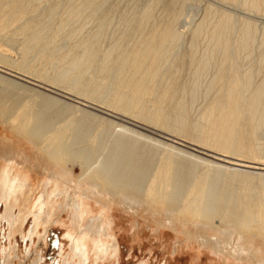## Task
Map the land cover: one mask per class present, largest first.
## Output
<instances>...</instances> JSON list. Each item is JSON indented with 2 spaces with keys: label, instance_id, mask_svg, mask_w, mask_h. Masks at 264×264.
<instances>
[{
  "label": "bare ground",
  "instance_id": "bare-ground-1",
  "mask_svg": "<svg viewBox=\"0 0 264 264\" xmlns=\"http://www.w3.org/2000/svg\"><path fill=\"white\" fill-rule=\"evenodd\" d=\"M30 1L33 3V0H0V35H2L0 39L4 40L2 42L13 48L19 45L14 43L17 41L12 38L11 32L13 31H8L11 28L14 29L13 34L17 30L16 32L19 31L25 35L22 37L21 45L17 47L20 53L19 61L11 59L12 63L9 64V57L0 53V57L4 56V60L8 58L9 62L6 63L8 66L3 65V57L0 59L5 68L3 69L2 65V68L0 67V118L17 134L28 139L41 154L50 156L52 165L59 169L56 174L58 178L54 179L53 191L59 190V192L68 194V204L77 211L75 214L77 226L80 227L84 219L83 203L79 197L82 195L88 197L90 194L89 197L100 199H96L98 203L114 201L116 204L126 206L125 209H146L148 214L151 213L149 216H154L151 218L156 222L166 219L165 223L169 221L172 228L175 222L182 224L186 235L199 238L197 241L202 245L212 246L216 249L215 251L241 261H255L256 264H264V160L262 161L264 142H259L261 140L259 133L264 132V71L261 80L256 84L254 83L255 73L250 69L243 72L246 83L243 84L248 91L247 95H245L246 91L243 92L245 96H241L242 94L237 96L240 89L238 88L240 78L238 79L235 75L234 79L238 80L236 82L228 78L230 77L228 75L226 78L232 81L230 83L225 79L228 68L227 57L231 48L228 43L230 33L240 20L241 42L237 48L240 51L248 50L258 31V24L253 19L255 13L252 17L246 10L244 13L246 12L249 17L238 19L239 17L232 10H222L220 14L217 13L219 17L212 20L213 14H216L213 12L217 10L215 11L211 4L209 7L205 6L207 9L204 8L205 12L199 19H196L191 29L190 49L178 58L182 67L187 63L194 67L193 86L191 84L189 89L190 98H186L187 93L184 95L186 87L184 88L176 77L171 79L167 74L171 79L169 87L163 89V93L156 97V106L154 111L150 112L144 108L143 103L152 94L150 89L145 90L144 82L141 84L142 77H139L140 80L134 77L124 84L129 86L131 91L121 87L123 82L120 81L119 75L128 62L125 53L128 52L130 56L132 50L129 52L126 49L128 51L124 50L123 53V50L119 49L122 43L120 47L117 46L119 43H116V47L103 53L98 50V36L103 25H99L96 34L84 43H76L80 48L78 52L76 51L77 53L67 52L65 60L69 58V63L54 64L52 61L48 64V60L56 53L54 52L56 43L58 45L56 40L60 34L61 23L59 24L57 20L62 4L61 2L48 4L47 2L48 5L46 3L43 6L35 5L31 9L27 6L29 3L26 5ZM78 1L80 0H67L68 4H73L72 7L76 6L75 3L79 4ZM222 1L235 5L238 0ZM154 2L152 1L150 6L147 5L148 8L146 7L142 14L144 16L139 20L140 22L138 21L139 23H136L140 24V27L150 20ZM244 2L243 4H248L253 12L264 11V0H245ZM62 3L65 4L64 1ZM68 4L64 7L66 8ZM93 9L92 14L96 15L98 6H94ZM15 21L22 22V24L17 25ZM157 33H154L156 38L152 36L151 39H157ZM182 39L179 30L171 29L161 41L158 39L159 41L154 43L155 40L154 42L150 40L146 48L142 50L141 57L143 58L145 54L148 55L146 59L150 57L152 59L151 55L155 58L165 57L170 50L178 48ZM201 39L207 41L208 44L205 50L203 49L204 52L200 54ZM65 41L60 42L63 45ZM59 46L57 47L60 48ZM73 46L76 47V45ZM73 51L75 52L74 49ZM95 60L100 64L98 74H94L97 76L91 73L87 75L85 71L91 68ZM149 60H146L147 63ZM151 62L153 63L152 60ZM180 65L177 64V66ZM143 66L144 63H135V75L143 69ZM214 66L215 73L209 80L208 87H205L204 94L206 98L209 97L211 92L225 82L224 85L229 86L228 95L222 97L220 95L213 101L209 97L211 103L199 115L200 120L193 121L189 118L187 110L190 106L188 107L186 99L189 103L196 101L202 83L205 81L202 82L201 78L209 74V70ZM182 67L180 68L183 72L184 67ZM50 68L54 70L51 78L47 75L50 74L48 73ZM157 73H154L155 77L158 76ZM232 75L231 78H233ZM144 94L149 95L143 96ZM154 95H152L153 98ZM156 126L180 132L182 134L180 136L185 135L188 139L191 137L212 148L195 145V149L189 146L196 144H191L192 140L184 141L185 144L190 143L189 145H185L184 142L179 144L191 150L194 148L196 153L179 148L177 145L179 139L182 138L176 136L177 133L174 135L169 130L156 129ZM143 131H147L148 135ZM164 132L167 134L170 132L174 135L170 137L178 139L176 146L173 141L174 145L171 141L172 144L162 141L161 137V140L157 139L158 135L156 137L149 135V133L164 134ZM19 149L16 150L19 151ZM242 153L258 161H247L236 155L243 156ZM3 155L7 156V154ZM15 157L7 156L5 163L0 160V203L4 201L7 204L9 211L7 216H13V207L16 203L22 202L27 206L31 202L28 203L29 196L25 190L33 187V179H30L33 175L27 171L24 173L27 166L23 168L24 172L19 171L18 160ZM70 161L73 162L71 165H77L81 172L77 182L80 192L76 191L78 193L76 198L74 197L76 192L73 196L70 195L71 182L75 181L74 167L68 164ZM50 192L52 190L48 189L47 196L40 199L36 205L37 213L33 230H37L40 225L42 213L45 212V215L49 214V216L53 213H51L53 209L50 210L51 204V207L43 212ZM104 206L107 207L105 203ZM87 211L85 213L88 214L89 210ZM216 218L219 219V224L213 223ZM95 219L96 221H93L91 226L88 223L89 232L100 235L103 232L114 239L116 235L110 231L113 222L111 220L106 222V219L100 216ZM12 222L10 237L16 232L13 219ZM248 230H253L251 237L245 233ZM210 231L215 232L216 240H213ZM30 235L32 236L31 233ZM98 240V251L105 252L104 255L110 252L113 257H117L119 249L117 242L113 241L110 244L102 237ZM18 247L13 245L11 249L19 258ZM72 252V256L80 258V263L88 262L89 246L84 238H73ZM7 262L15 264L12 253L6 250L4 258L0 256V264H7Z\"/></svg>",
  "mask_w": 264,
  "mask_h": 264
},
{
  "label": "rangeland",
  "instance_id": "rangeland-1",
  "mask_svg": "<svg viewBox=\"0 0 264 264\" xmlns=\"http://www.w3.org/2000/svg\"><path fill=\"white\" fill-rule=\"evenodd\" d=\"M63 1L65 2V4L62 3ZM152 1L154 2V0H94V1L80 0L78 1L80 6L82 5L80 8L79 4L77 3L74 4L76 6L72 7L73 4L71 5L68 4L67 0H41V1L33 0V3L32 1H30V2H27L26 5L29 3L27 6H29V8L32 9L33 6L35 5L41 4V6H43L45 5V3L47 4V2L48 4H51L54 2H61L62 4V9H61L60 14L58 15V20H57L59 24L61 23L60 24L61 28L59 32L60 34H58L59 37L57 38L58 41L56 40V42H58V45L57 43L56 45L57 46L60 45L61 47L60 46L59 47L61 49L55 45L56 51L54 52L56 53L53 52L54 54L52 55L50 60H48V64H50V62L52 61L54 62V64L56 63L60 64L61 62L69 63L70 62L69 58H66L65 60V55L67 54V52L72 51V54L77 53L80 48L76 43L77 42L84 43L87 39L94 36L97 32L96 30L98 29L99 25H103L102 31L99 33V36H98L99 40L97 42V48L98 50H100V53H103L107 50L112 49L113 47H116L115 45L116 43H119V45H117L119 47H120V44L122 43L121 44L122 48L120 47L119 49L123 50V53L125 52L124 50L126 49H128L129 52H131L132 50L131 52L132 55L130 56L129 54H127L128 50H126L127 53H125V55L128 57V62L126 64L125 69L119 75L120 81L123 82L121 87L126 88L127 91H131V88L124 84L126 82L131 81L134 77L138 79L139 77H142V80H140L141 78L139 80L141 84H143L144 82V86L143 85L142 86L145 88V90L150 89L151 94L152 95L155 94L154 98L152 95H150L151 97H148L149 102L147 99L145 100V103H143L144 108L146 110L148 109V111L150 110V112L154 111V108L157 103L156 97L163 93L162 92L163 89H166L167 87H169L168 86L169 82L171 81L173 77H176L178 81L181 83V85L184 88L185 87L187 88V89L185 88L184 95H186L187 93L186 98L188 99L190 98L189 89L191 88L190 86L192 82L194 81L193 75H192V71L194 67L191 66L189 63H187V65L183 66L184 67L183 68L182 65H180V59L178 62V58H181L182 53H185L190 49V44H191L190 43V32L194 26L193 24L196 21V19H199L201 15L205 12V10L207 9L206 8L207 5L209 7L210 4L212 7L215 8L214 9L215 11L217 10L216 12H213V13L220 14L222 10H226V11L232 10L239 17L238 19H240V17L246 19L247 17H249L250 14L253 17L255 13V16L253 17V19L258 24V31L255 34V38L251 41L252 46L248 50L240 51L237 48L238 47L237 45L240 44L241 42L240 40V37H241L240 20L237 21L233 30L230 33V40L228 43L231 46V48L229 50V56L227 57L228 68L226 69L227 75L225 76V79L227 80L228 78H230L232 80L235 78V75L238 79L240 78L239 81L236 80L237 78L232 80V81L236 80V82L238 81L239 82L238 84L240 85L238 86V88L240 87L241 90L239 89L238 91L239 94L238 92L236 93L238 94L237 96H240V94H242L241 96H243L245 94L243 92L245 91H246L245 95L248 94V91L246 90V86L244 85L246 84L244 82L245 78H243L244 71L250 69L251 72L255 73L254 75L255 84L261 80V76L263 75V71H264L263 69L264 68V64H263L264 63V57H263L264 56L263 55L264 54L263 52L264 51V38H263L264 27H262L264 26V11H262L261 13H256L255 11L254 12L251 11V8L250 6H248V4H243L245 3L244 2L245 0H238V1L236 0L238 3L235 1L236 2L235 5L226 4L222 0L221 1L219 0H216V1L215 0H209V1L208 0H160L159 2L155 0L154 6L151 9L150 20L149 21L147 20L148 23L146 24L144 23L145 25L144 26L142 25L141 26L142 28H141L139 26L140 24H136V23L144 16L142 15L143 11L147 7V5L150 6ZM66 4H68V6H66L65 8L64 5ZM91 6L93 8L94 6H98L96 15L92 14V12H94L93 11L94 9ZM229 6L231 7V9ZM233 6H235L236 8H234ZM246 10L249 15L246 12L244 13V11ZM216 14L215 15L213 14L212 20H214V18L216 20V18L219 17V14L217 15ZM253 19H250V20H253ZM257 20L260 22H258ZM15 22L17 25L22 24V22H18V21H15ZM174 28L181 32L182 38H183L180 41L178 48H174L173 50H170L169 53L165 55V57L159 56L155 58L153 57V55H151L152 59L151 57L146 59L145 57L147 54H145V56L143 57L144 59L141 57L142 56L141 52H143L142 50L146 48L150 40H153V38H156L155 36L156 34L154 35V33L158 32L157 39H154L155 42L153 40L154 43H157L159 40L161 41L163 39L166 33L168 34V32ZM10 30L14 32V29L11 28L8 31L10 32ZM166 30H168V32ZM16 31L14 33L15 35L13 34V32H11V34L13 35L12 38H14V41H17L14 43L16 44L18 43L19 45L18 44L17 45L20 46L23 40L22 37H25V35L19 31L18 32ZM163 31H166V32H163ZM19 34L20 35L23 34V35L20 36ZM1 36L2 35H0V37ZM152 36L153 38L151 39ZM158 36H161V37L158 38ZM0 41H1L0 42V53L4 55L5 57L8 56L10 59L8 60L10 62L9 63L7 61L8 58L4 60V56H1L3 57L4 64L0 60V67L2 64L3 65H7L8 63L11 64L13 59L16 62L19 61L20 53H19V48H17L18 46L13 48L11 45L5 42H2L4 40L0 39ZM60 41H65V43H63L62 45V42ZM59 42L61 44H59ZM207 44H208L207 41H204L203 39H201V41L199 42V51H200L199 53L200 54L204 52ZM73 45H76V47H74ZM72 47L75 50V52L73 51ZM133 51L134 52L137 51V53L138 54L140 53V54L138 55L137 53H134ZM171 56H173L176 59H174ZM153 59L155 60L157 59V60L155 61ZM97 60L100 61L99 58H97ZM146 60H149L150 62L148 61L147 63ZM151 60L153 61V63L151 62ZM95 62L91 66V68H89V70L85 71L87 75H90V73L93 75L98 74V71L100 69V64H98L99 62H97L96 60ZM135 63H138V64L144 63L143 69L137 75H135ZM177 64L180 66H177ZM169 67H171L172 69L170 68L169 70ZM180 67L183 68V72ZM213 68L215 69V66L212 67L211 69ZM259 68H261L262 70ZM3 69L5 68L3 67ZM211 69L209 70V74H206L204 78H201L202 82L204 80L205 81L202 83L200 94L198 96L199 98L197 97L196 101H194L193 103H189L188 99H186L188 102V107L190 106V108L187 110L189 114V118L192 119L193 121L200 120L199 118L201 116L199 117V115H201V113L203 112V109H205V107L211 103L209 102L211 101V99L213 101V99L216 100L217 97L219 98L220 95L221 97L223 95L224 96L228 95L229 86L227 87L226 86L227 84L224 85L225 84L224 82V84L216 88L217 91L215 89L213 92L210 93L209 97L211 99L209 97L206 98L204 91L208 87L209 80L212 79L215 73V70H216V69L215 70L214 69L211 70ZM52 70L53 69L51 68L49 69L48 73L50 74H47L48 77L50 76L52 77L54 75V70L53 71ZM170 71L172 72V74L174 72L173 76ZM176 71L178 72L176 73ZM155 72L156 73L158 72L157 77L154 76ZM232 73L234 76L232 75ZM167 74L171 77V79ZM228 75H230V77ZM231 75L233 78H231ZM94 76H97V75H94ZM227 76L228 78H226ZM157 79L158 80L160 79L161 82L160 80L157 81ZM232 81L227 80V82L229 83ZM166 82L168 84H166ZM255 84L250 88V92L252 91ZM146 95H149V94H144L143 96H146ZM204 95H205V98H204ZM167 103H170V102H167ZM141 116L145 117L144 115H141ZM142 120L146 122L148 121L146 119H142ZM147 123L151 124L149 121ZM157 127L158 126H156V129H160V130L164 129L163 131L169 130L164 127H160V126L159 128ZM169 131L172 132L174 135H176L177 133L176 136L182 138V139H179L178 145H180L179 143L183 144L184 141L190 142V140H192L191 144L192 143H196V144L189 145L190 143L185 144V142L184 144L185 145L188 144L189 146H193V147L195 145L197 147L198 145L202 147H208L210 149L212 148L211 146H207V145L205 146V144L203 145V143H200L199 141H195L189 136H188L189 139L186 138L185 135L180 136L182 135L180 132L171 131V130ZM143 132L146 133L147 131H143ZM170 132H168V134L164 132L165 135L161 133H158V134L149 133V135L153 137H156L158 135L157 139L159 138V140H161L162 138V141H165L169 144L173 141L176 143L175 144L172 142L173 145L175 144L176 146L178 139L176 137H173V138L170 137V136H174ZM178 133L180 134L178 135ZM146 134L148 135V132ZM259 134H258L259 139H261L259 140V142L260 141L264 142L263 141L264 132L263 133L260 132ZM163 135H164V138H163ZM174 138H176V140H174ZM28 141H29L28 139L21 137L14 130H12L11 127L8 124H6L4 121H2L0 118V155H1L0 160L4 161L3 163H5L6 162L5 159L7 158V156L9 155L13 157L16 156L17 158L15 157V159L18 160L17 162H18L19 171L24 172V169L26 168L25 166H27L24 173H26L27 171V173H29L30 175L31 174L33 175V177H30V179H33L32 180L33 187H28L25 190L29 196L28 203L31 201L30 204H27V206H25L24 204H22V202L16 203V205H14L13 207V214H12L13 216H7V213L9 212L7 204L4 201L0 203V253H1L0 256L2 258H4L5 251L7 250V252L9 251L12 253L15 264H24V263L26 264H82L80 263L81 260L79 257L72 256L73 255L72 246H73V238H79V239L84 238L86 244H88L89 246V260L86 264H256L255 261H254L255 263L253 261H249V262L246 260L241 261V260L235 259L234 257L225 255L224 253L215 251L216 249H214V247L212 246L207 247L205 245H202L201 243L197 241L199 238L188 237V235H186L187 233L184 232L185 230L181 226L182 224L175 222L174 228H172L170 227L169 221L168 223L167 221L165 223L166 219H162L163 220L162 222L161 221L156 222V220L153 219L154 216L153 215L149 216V214L151 213L148 214V210L146 211V209L145 210L144 209L142 210L141 208L130 209L128 207H127L128 209H125L126 206L124 207V205L120 203H117L118 204L117 205L116 203H114V201H106V202L102 201V203L100 201L98 203L96 199H99V198L93 199L92 197H89L90 194H88L89 195L88 197L87 195L86 196L82 195L83 199H82V196L80 197L78 196L83 203L82 209H83V215H84L83 222L81 221L80 227H78L75 221L76 220L75 214L77 211L76 209H74L68 204L69 202L68 194L64 192H59V190L53 191V188H54L53 185L55 183L54 179L58 178L56 174L59 172V169L55 167L54 165H52V162H51L52 159L50 158L49 155L41 154L35 147L32 146L33 144L29 141L31 143L30 145ZM6 143L8 145H6ZM178 145L177 147L185 149L187 151H194V153L197 152L194 150V148L196 149V147H194L193 150H191L189 147H185V146L183 147V145H180V146ZM17 148H20L19 151L16 150ZM3 154L5 155L7 154V156H4ZM245 154L246 153H242L243 156L238 155V154L236 155L247 161H258L256 159L252 160V158H250V155L248 156ZM252 157H256V156H252ZM25 159L26 161H23ZM20 160L23 162L21 163ZM263 160L264 158L262 159V161ZM72 163L70 161L68 164L70 167L71 166L74 167L73 177L75 178V181L71 182V189H70V192H71L70 195L73 196L76 191L78 193L80 192V188L77 187V182H78L79 176L81 175V172L78 166L75 164L71 165ZM49 176L53 178L50 179ZM60 180L65 181L64 179H60ZM44 186L47 187L46 188L47 190L45 189ZM48 189L49 191L52 190V192H50L48 196L49 200H48V203L44 205L43 212L47 208L52 206L50 208V210L53 209L51 211V213L53 212L51 214L52 216L51 215L49 216V214L45 215V212L42 213L41 215L42 221L40 225L38 226L37 230H33L34 220H35V216L37 213L36 205H38V202L40 199H43L45 198V196H47L46 192L48 191ZM44 191H45V194H44ZM77 192L74 196L75 198L78 195ZM104 203L107 205V207L104 206ZM87 210H89L88 214L85 213V212H88ZM142 215L145 217H143ZM94 216L95 217L100 216L103 219H106V222H108V220H111V222H113V224L111 223L110 231L116 235L114 238L115 240L113 239V237H111V235H106L103 232H102L103 235L89 232V228H88L89 224L91 226L92 222L96 221L97 219V218L95 219ZM151 216H153V218H151ZM12 219L14 220V228L16 229V232H14V234L10 237V231L12 230V224H13ZM162 223H163V226H162ZM213 223L219 224L220 223L219 219L218 218L214 219ZM30 233L32 234V236L30 235ZM245 233L249 237H251L253 230H248ZM210 234L212 236L211 235H207V236H211L213 240L217 239L216 235H214L215 234L214 231H210ZM100 237H102L104 241L108 240L107 242L110 244L113 241L119 244L118 254L116 258L113 257L110 252H107L105 256L104 255L105 252H102L101 250L98 251L97 246H98V241H99L98 239ZM13 245L17 247L19 246L18 247L19 254H20L19 258L16 255V252L13 249H11ZM228 249L229 248L227 247V250ZM256 260H258L257 257H256ZM7 264H10V263L7 262Z\"/></svg>",
  "mask_w": 264,
  "mask_h": 264
}]
</instances>
